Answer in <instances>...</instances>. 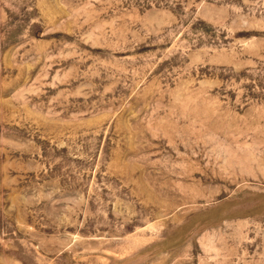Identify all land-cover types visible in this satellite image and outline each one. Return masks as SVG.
I'll return each mask as SVG.
<instances>
[{"label":"rangeland","instance_id":"374dc122","mask_svg":"<svg viewBox=\"0 0 264 264\" xmlns=\"http://www.w3.org/2000/svg\"><path fill=\"white\" fill-rule=\"evenodd\" d=\"M0 264H264V0H0Z\"/></svg>","mask_w":264,"mask_h":264}]
</instances>
